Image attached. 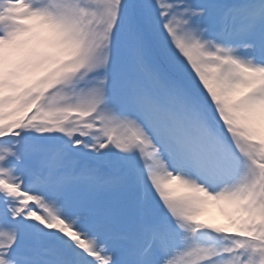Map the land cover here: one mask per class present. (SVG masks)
<instances>
[{"label": "snow or ice", "instance_id": "obj_1", "mask_svg": "<svg viewBox=\"0 0 264 264\" xmlns=\"http://www.w3.org/2000/svg\"><path fill=\"white\" fill-rule=\"evenodd\" d=\"M0 264H264V0H0Z\"/></svg>", "mask_w": 264, "mask_h": 264}]
</instances>
